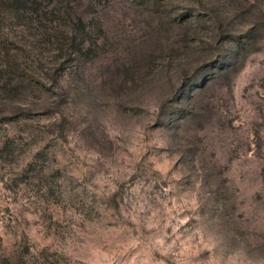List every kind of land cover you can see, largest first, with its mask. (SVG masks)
Instances as JSON below:
<instances>
[{"label": "rangeland", "instance_id": "obj_1", "mask_svg": "<svg viewBox=\"0 0 264 264\" xmlns=\"http://www.w3.org/2000/svg\"><path fill=\"white\" fill-rule=\"evenodd\" d=\"M0 264H264V0L0 11Z\"/></svg>", "mask_w": 264, "mask_h": 264}, {"label": "trees", "instance_id": "obj_2", "mask_svg": "<svg viewBox=\"0 0 264 264\" xmlns=\"http://www.w3.org/2000/svg\"><path fill=\"white\" fill-rule=\"evenodd\" d=\"M30 1L31 0H0V11L20 9L28 5ZM138 1L152 10H157L167 0H138ZM198 16H199L198 11L196 10L193 11V13L188 15L190 19L197 18ZM182 17L185 18L186 16L182 15L181 18Z\"/></svg>", "mask_w": 264, "mask_h": 264}]
</instances>
